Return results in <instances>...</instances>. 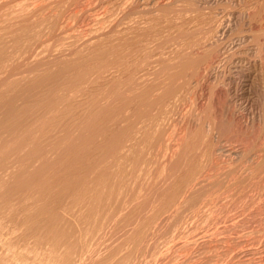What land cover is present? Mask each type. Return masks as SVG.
<instances>
[{"label":"rangeland","instance_id":"obj_1","mask_svg":"<svg viewBox=\"0 0 264 264\" xmlns=\"http://www.w3.org/2000/svg\"><path fill=\"white\" fill-rule=\"evenodd\" d=\"M94 1L95 0H0V57H1L0 58V63H1L0 64V68H1L0 69V186H4L3 189L0 187V197H1L0 198V201H1L0 205L2 204V201H5V199L3 200L5 195L12 191V190H10V188L12 187L11 186L12 183L15 181L17 176H21V174L23 173L22 170L24 169L25 166L27 167V170L30 173L35 174L40 169H41V171L44 170V169H42V167H44L43 166L44 161L50 160L51 164L53 165V167H52L53 169L51 168V170L50 169L48 170V168L51 165L50 164L49 167L46 169L45 174H44V172L42 174H43V176L46 175L45 177H47V176L50 177V175H51L50 179H52V180L58 179L60 177V175L63 173H65V175L69 176L68 174H70L71 171L78 172L76 170H78L80 168L79 164H78L77 169L74 168V167H77V165H76L77 162L75 161V160H77V158L76 159L74 158V156L76 157V154L74 155L73 154L74 152L71 151L72 153L71 152H68V153L65 152V154L62 155V153H63L62 150H64L62 144H64L63 141H64L65 136L69 135V134L74 136L77 132H79L78 130L80 129L79 126H80V121H81L80 117L83 114V110H85V111L87 109H88V111L91 110V107H89L90 105L94 106V108H95L96 106H99L98 104H100V109H101V107L103 108L101 110L98 109V107L95 108L96 110H100V112H101L99 117H101L103 115V117H101L102 119L99 118V122L101 124L102 123L105 124V122H103V121H105L106 118H108L107 119L108 122H106V123L113 121L114 119H112V117H114L115 114H116L117 118L122 117V114H120V113L123 112V114H124V111L121 109H124L126 112V108H121V107H127V105L125 106V104H126L125 101H127L128 99H127V97H126L127 100L124 99L125 98L124 94H120L121 96L114 95V94L118 90L121 91L120 88H122L123 85L127 82L124 80H127V78H129V76H132V75H134V77H135L136 76L135 74H137L136 77H139V76L142 77L143 76L142 78H144V82L142 81L143 82L142 88L140 89L142 94H139L140 93V91H139L137 96H135L136 98H134V100L132 101V103L130 105L135 106L137 103L141 102V100H140L141 98H142V102L145 101L147 95L149 94L148 96L150 98V101L147 100L148 103H146V104L148 105L149 102L152 101V103L155 102V104L157 106L154 104V106L152 108H149L148 111H146V114L144 113V120H143L144 123H148V122L151 123L153 121L155 122V120L157 121L159 119L158 120L159 122H156V123L158 125L161 123V125H162L166 121L167 117H168V119H170L169 122H171V117H174V119H173L174 123L172 121V124H170V125L172 126V129H174L176 131L172 130L171 126H169L170 128L167 126L169 129H165L164 128L165 126L162 127L163 130L166 132L164 135L165 138L169 137L168 138L169 140L167 139L168 141L165 139L166 140L165 143H167V144L164 143L165 146L167 147L168 143H170V142H171L170 144L173 143L172 144L173 146L176 145V143H174V142H176L175 139L178 136H180L179 139L177 138L178 143L175 147L176 150H174V147L171 145L172 147L168 146V148L165 149V151H164V148H166V147L163 144V147H161L160 152L159 153L157 152L158 154L154 153V155L156 154V156L149 155V158L155 157V159L154 158H153L154 160L149 159L148 164L150 165V168H149V165L147 164L148 169L150 171L151 170L157 171V173L159 171V173L157 176V173H154L152 171L149 173V171L146 170V172L149 173V176H148V174H146L145 178L147 180L148 178L151 179L153 177L152 180H154V181L157 180V182H160V184L163 183L164 186L160 185L161 186L160 187L159 183H158L156 185V188H158L159 192L161 191L160 192L161 194H162V192L164 193V191H165V193H164L165 195L164 194L163 195L166 196V198H170L171 202L176 201L177 197H178V199H180V196L183 195V198L182 197L181 198H182V200L184 199L185 202L188 201V203H187L188 205L183 200L184 208H182V206H181L179 211H182V212H183V210L187 211L186 207L191 206V204H189V203L190 202L193 203L192 201L194 200V198H197L196 200L199 201V205L202 206V210L204 209L203 210L204 212H201L202 216H204L203 214H205V213L207 214L205 217L206 220H204L205 218L202 216L200 219H199L200 216L198 218L196 215L194 216V218H197V223L201 222L202 218H204L203 221L198 224L199 226H197V229L200 232L199 235L201 234L200 235L201 237L194 233V232H196V233L198 232V231H195L196 227H192L193 229L195 228L193 233L197 237L192 234L194 237L193 238L191 236V234H189V236L192 237V239H191L190 237H188V233H187L186 235H181L182 236L181 238L183 239L182 243H181L180 237H178L177 239L175 238L176 240L174 239L173 243L170 242L171 246L168 245L167 248H169V250L168 249L167 250L173 251L175 249V251H173L174 254L172 253V255H170L171 254V252H170L168 256H170V257L172 256L174 258V256L176 255V258H179V259L174 258V260H173L170 257L169 258L167 257L168 261H166V263L167 264H177L176 263V261H177L178 263L180 262L179 264H187V263L188 264L189 263L190 264L191 263L192 264H198V263L200 264L203 261L201 264H205V263L206 264H213V262H214V264L215 263L216 264H230V263L234 264V263H236V262H234L236 260L235 258H238L237 254H238V256H241V254L243 256L245 254L244 255V256H246L245 258H247V256H249L248 257L249 261L247 260L246 264H264V255H262V254H264V0H162V1L161 0H140L139 4L141 6L139 8L142 10L144 9L143 11L141 10L140 15L137 13V15H133L132 17L130 16L128 18L129 20L127 18L124 20L122 19L123 21L121 20L120 26L118 25L116 28H114L115 30L109 29L112 22H113V21L111 22V20L114 19V17H115L114 14L111 15L110 13L106 12L107 14L105 15V12H104V14L99 15L98 17H94V15L93 16L91 15V13L95 14V11L97 9L102 10L103 7L106 9V7L107 6L109 7L111 4L108 3L107 1H103L107 4H109L106 6L103 2H98L96 0L95 2H97V3H101V4L103 3L102 5L99 4L100 6H103L101 9V7H98L99 5L97 3L94 4ZM140 2H142V3H140ZM144 4L148 9L144 6ZM93 5L95 7V10L93 9L94 8ZM142 5L144 8H142ZM37 8L39 9V11ZM145 8H146V10H145ZM33 9H35V10H33ZM91 9H93L94 11L92 10V12H91L90 11ZM38 13L41 14V16L42 15L43 16L41 17ZM44 13L47 15V17H45ZM141 14H142V16H141ZM38 15H39V18L40 17L42 18V19L40 18L41 20L38 18ZM110 15L112 18L110 17V19H109ZM47 18H49V19H47ZM23 19L24 20L27 19V21H24ZM44 20L45 21L47 20V21L45 22ZM16 23L18 24V26ZM19 23H20V25H19ZM25 25H26V27H24ZM16 28H17V31L15 32ZM32 28L36 29V30H31ZM197 28L198 29L200 28V29L198 30ZM9 29H10V32H9ZM37 31H38V33H36ZM21 32L23 34L27 32L25 34L26 37L24 35H22ZM181 32H182V35H181ZM198 32H202V34L198 33ZM205 32H206V34H205ZM33 33H35V34H33ZM17 34L22 35L25 38L22 36H18ZM27 34H29V36ZM187 34H189V35H187ZM190 34H191V36H190ZM197 34H199L200 36ZM194 36L196 37V40H195ZM201 36H203V39ZM204 36L205 37L207 36V37L205 38ZM14 37H17V38L14 39ZM188 38H190V39H188ZM211 38H212V40H210ZM12 39L14 41L18 40V41H15L17 43H14ZM191 39H192V41H191ZM200 39H202L201 40L202 42L197 43L198 41H200ZM21 42H23V43H21ZM190 42H192V43L194 42V43L198 44V46H195V49L198 50V51L195 50V52H197V55H200L199 53H201V52L203 54L208 48H212V47L214 49H216V51H217V52H215V54L216 55L219 54V55H217L216 56L217 58L215 57V59H214V61L216 60V62L214 63V61H213V63H212L213 70H212V68L210 69V71L211 70L212 71L209 72L210 75H208V77H207L208 81H206L207 79L204 80L205 82L203 84V89L209 88V89H206V91L204 90L205 93L203 92L207 96L206 97L207 99L205 98V95L203 96L204 98H202L199 95H194L198 92L193 93L191 91V94H190V92L185 93V91H184V93H182V90L180 91V95L181 94L182 95L183 94L184 95L185 94L191 95V97H189L190 95L189 96L187 95V97L189 99L185 97L186 101L181 99V97H183L184 95L181 97L179 95L178 97H180V98H177V99H179V101H181V100L185 101V103L190 102L189 103L190 105L186 103V105H188L187 109H186L185 103H183L182 101L181 102L178 101L179 102L178 104H177V102L175 103L173 98L172 99L169 98L168 95L170 93L168 94V93H164V92H166L168 90V87H169V89L173 88L171 86V84L173 85V82H172L173 81L172 78L174 77L173 75L176 76V74L178 72H180L179 65L177 64L178 66L177 65L175 66L174 63L175 62L177 63V61H178V63L180 62L179 57L181 55L180 56H178V55L183 54L181 52L187 51V49L184 50V48L185 47L188 48ZM205 42H207V43H205ZM204 43H205V45H203ZM211 43H212V45L213 44L214 45L212 46ZM182 44L185 45V47ZM12 46H14L15 48L14 47L12 48ZM111 47H113L114 50L112 49V51H111L110 50ZM199 47H201V48H199ZM20 48H21V50H19ZM131 48H133V49H131ZM203 48H205L206 50ZM134 49H136V51H134ZM125 50H126V52H125ZM178 50H180L179 51L180 53L177 52ZM103 51L105 54L103 53ZM119 51H121L120 52L121 54L119 53ZM122 51H123V53H122ZM127 51H130V53L129 52L127 53ZM133 51L135 54L132 53ZM106 52H107V54H106ZM113 52H114V54H113ZM115 52H117L120 56ZM94 53H96V54H94ZM101 53H103L105 56H103V54H101ZM6 54L7 55L9 54V55L7 56ZM91 54H93V55H91ZM97 54L99 57L96 56ZM109 54H111V55H109ZM129 54H130V56H128ZM143 54H146V57H145V55L141 56ZM11 55H12V57H11ZM90 55H91V61H90V59H88V58H90ZM94 55H95V57H94ZM157 55H158V57L161 58V59L159 58L160 60L156 57ZM197 55L195 53V57H193V56L192 57L197 59L200 57V56L198 57ZM92 56L95 58L94 60H93ZM110 56L113 57L114 60H116L115 57L119 56V57H117L119 60L117 59L118 61L117 60H116L117 62L115 61L116 64L114 63V61L112 60V58ZM6 57L9 59L11 58V59L8 60V59H6ZM78 57H80V58H78ZM81 57L82 58L85 57V59H83V61H82ZM148 57H149V59L151 57H153L154 60H153V58H151L149 60ZM103 58H104V60H103ZM128 58H130V59H128ZM140 58H142V59L144 58V59L141 60ZM162 58H164V59H162ZM172 58L175 60H177V59L178 60L177 61L174 60V63H173ZM3 59H4V61H3ZM5 59H6V61H5ZM78 59H79V62H78ZM99 59H101V61L103 60L104 62H106V61L108 62L109 60L110 61L105 64L104 62L103 63L100 62ZM105 59H107V60H105ZM124 59H126L127 65H126V62H124V63L122 62V61H124ZM111 60L113 62H111ZM132 60H136V61L131 62ZM139 60H141V62L142 61L143 62L141 63ZM66 61L69 64L63 63ZM94 61H95V64H93ZM217 61H219V63ZM2 62H3V64H2ZM71 62L72 63L74 62V63L72 64ZM83 62L85 63L84 65L87 68V70L89 69V67H88L89 65H90V68L92 67V69L97 67L96 70L95 69L93 70V73L91 72L92 69H89V71H88L89 73L87 72V70H84L87 72V73L85 72L86 75L88 74V77L91 79V78L95 77L94 71H96L98 77L96 76L97 78L92 84L90 83L88 85L89 82H87V86L85 87V90H84L85 92L83 91L84 94H81L80 91H78L79 90L78 86L80 87V85H81L79 78H78L80 73H79V71H77V72L75 71L76 72L75 73L74 70H80V68H81L80 71L82 72L83 68H85L83 65ZM145 62H147V63H145ZM155 62H158V64ZM164 62H167L168 65L165 64ZM99 63H101V65ZM109 63H110V65H112V63H113V65L110 66ZM130 63H134V64L131 65ZM161 63H164V65H162ZM80 64L83 68L80 67ZM102 64H103V66H102ZM118 64H119V66H117ZM173 64H174V67H173ZM199 64H201V62H199ZM216 64H218V65H216ZM2 65H3V67H2ZM76 65H77V67H76ZM99 65L102 68H100ZM105 65H106V67H105ZM128 65H131V66H128ZM140 65H142V66L140 67ZM159 65H161L162 68H163V66H165V67L162 69ZM113 66L114 67L117 66V68H115L116 71H115ZM121 66H123V67L120 68ZM191 66H193V65H191ZM127 67H129V68H127ZM131 67H132V69H130ZM156 67L157 68L159 67L158 69H159L160 73L158 72V69H156ZM184 67L185 66H182V68H180V69H184L183 71H185V73L183 71L182 72L185 75V79L183 77L184 75H182L183 78H180V79L177 78L180 81L177 80L176 83L181 82V81L183 82V80H184V82H186V80L190 79V78H188V75L190 74L189 77L192 76L191 74H192V70L194 71V68L188 66L189 70H186V69H188L187 66L185 68ZM98 68H99V70H98ZM112 68L116 73L112 70ZM133 68H134V71H133ZM135 68H137V69H135ZM167 68H169V69H167ZM105 69H106V71H105ZM119 69H121V70H119ZM139 70H141V72ZM100 71H101V73H100ZM135 71H137V72H135ZM156 71L158 72V74L156 73ZM161 71H162V74L164 73L163 75L161 74ZM166 71H170V72H167L168 73L167 74ZM121 72H123V74ZM216 72H218V73H216ZM77 73H79V74L77 75ZM127 73H129L130 75ZM186 73H187V75H186ZM82 74H83V72H82ZM100 74H104V75L101 76ZM116 74L120 75V76H118L119 78H117ZM146 74H147V76H146ZM91 75H92V77H91ZM125 75H127V77ZM149 75H151L153 78H151ZM170 76H172V78H170ZM201 76L204 77L203 75H201ZM211 76L213 79H211ZM88 77H86V79L88 81H90V79H88ZM103 77H105L104 78L105 84L103 83V81H104ZM110 77L111 78L113 77V79H110ZM156 77H157V79H156ZM161 77H163L162 79H164V80H162ZM120 78H122V79L120 80ZM169 78H170V80L171 79L172 80L170 81ZM98 79H100L101 81ZM149 79H150V81H149ZM159 79L162 81H160ZM165 79H167V80H165ZM108 80L110 81L111 85L109 84ZM111 80H113V81H111ZM97 82H99V83H97ZM101 82H102V84H101ZM153 82H156V83H153ZM56 83L57 84L59 83V84L57 85ZM117 83H119L120 85ZM148 83H152L153 85L148 84ZM206 83H208V84L205 86ZM112 84H115V85H112ZM160 84H163V85H160ZM108 85H109V87H108ZM156 85H158L157 86L158 88L156 87ZM191 85L192 86L195 85V86L192 87ZM190 86L192 87V89H194L195 87H197V84H190V85L188 84L187 85L189 90H192ZM91 87H92V89H91ZM97 87H98V89L96 90ZM115 87H116V89H114ZM152 87L156 88L155 91ZM162 87H163V89H162ZM70 88H71V90H70ZM143 88H145L146 90ZM58 89H59L60 93L58 92ZM104 89H106V90L104 91ZM157 89H158V91H157ZM109 90L113 94H111L110 92L105 93L106 91H109ZM160 90L163 92V94H166V96H168V97H165ZM207 90H208V92H207ZM113 91H115V93ZM146 91L149 93L147 94ZM70 92H71V94H70ZM150 92L152 95L155 93H156L155 95L158 94L156 96L157 97L156 99L158 100V102H157V100L156 101L152 100V98L155 99V97H154L155 95L153 97H151L152 95L150 94ZM96 93L98 94L99 99H97ZM104 93L108 94L110 96H105ZM192 93L194 96H192ZM44 94H45V96L43 97ZM100 94H101V96H99ZM161 94H162V96H161ZM50 95H51V97H50ZM92 95H93V98H92ZM138 95L139 96L143 95V96L138 97ZM210 95H213V96H210ZM102 96H103L104 100H103ZM115 96H116V98L114 99ZM195 96H198L196 98L197 99L199 98L200 100L199 99L195 100L193 98ZM109 97L113 98L114 103H113V100H111L112 98L110 99ZM118 97L120 99H122V102H120L121 100H118L119 99ZM144 97H145V99H144ZM94 98H96L97 101ZM159 98L161 100H159ZM191 98H193L192 100L193 101L195 100V102H191L192 101ZM76 99H77V102H75ZM116 99L118 100V102ZM61 100H63L62 102L65 103V105L63 106V104L61 102V104H59V106H57L58 109L55 108L56 105H58L57 102L61 101ZM137 100H139V101H137ZM164 100H166V102L167 101L171 102L170 104L168 103L169 105H171L170 107H172V104H173L172 101L174 102V104L180 105L181 108H177L179 111V115L176 111L175 116L176 117L180 116V119H181V116L185 115L184 117H182V120L184 119V121L180 120L178 117L177 118L178 122H177V119H175V116L174 115L172 116V114L170 112L168 113V111H170V109L167 110L168 108H170L169 105H167V103H166L165 106L168 107V108H166V107L162 106L164 104H161V103H164ZM187 100H191V101H187ZM93 101L96 102V104L95 103L93 104L92 103ZM115 101H116V104H115ZM123 101L125 104L123 103ZM134 101H135V103H134ZM53 102L56 104L53 105L54 104ZM105 102H106V104L107 103L108 104L106 105ZM117 103H119V104H117ZM121 103H123L124 106ZM181 103L184 104L185 106L181 105ZM49 104L53 105L52 110H54V108H55V111H51V110L49 111V109H51V106ZM102 104L105 108L102 106ZM110 104H111V106H110ZM48 105L50 106V108L47 107ZM60 105H62L61 108L63 107V110L60 108ZM114 105L116 107H118L119 109H116V107L112 108ZM87 107H89L90 110ZM145 107L148 108V106H145ZM157 107H159V108H157ZM45 108L47 109V112L45 111L46 110ZM59 108H60L61 112H60ZM155 108H156V110H155ZM180 109L181 110L184 109L185 111L187 110V113L185 111H183V113H182V111H180ZM163 110L166 111L167 117H166V114H164ZM105 111H106V113H109V115H106ZM112 111L114 112V114H112L113 113ZM57 112H59V114ZM160 112L162 113V115L160 114ZM39 113L42 115L40 116ZM44 113H45V117H46V115H50V116L52 115L51 117L50 116L48 117L50 119L49 121H47L48 118H47V120L45 118V120L47 122H43V121L39 120V119L42 120L44 118V116H43ZM85 113H87V112H85ZM37 114H39L38 115L39 117L37 116ZM54 114H56L57 116H55ZM153 114L155 116H153ZM168 114H170V115L168 116ZM134 115H141V112L137 113V114L134 113ZM53 116H55V117H53ZM104 116H106V118ZM161 116H163L164 118ZM109 117H111L110 118L111 120L109 119ZM148 117H150V118H148ZM33 118H35V123H34V120H32ZM103 118H105V120H103ZM132 118H134L133 115H132ZM145 118H147L148 121H146ZM162 118L165 119L164 122H163ZM186 120H187V123H186ZM202 120H203V122H202ZM99 122H98V117H97L95 123H98V124L97 125L95 124L96 127L93 124V127L94 128L101 127L102 125L99 126V124H100ZM179 122H180V124H178ZM27 123L28 124L30 123L29 126L27 125ZM56 123H59V125L58 124L55 125ZM124 123H125V121L120 122L118 124L120 126V128H123L122 126H124ZM150 123L144 124V126H143L146 128V125H148L147 128H149V127L151 128V129H149L150 131L146 128L149 132H151L152 130H153L152 132H155L156 130L161 128L160 127L161 125L159 126L160 127L159 128L156 125L153 126V124L151 126ZM176 123H177V126L179 128H182L181 130L178 127H176ZM189 123H190V125H189ZM38 124L41 125L42 128H40V127L38 128L37 127V126H39ZM54 125H55V127L58 126L57 127L58 129L55 128ZM118 125H116V126L118 127ZM165 125H166V122H165ZM167 125H169V124H167ZM173 125H175V126H173ZM116 126L113 127V129H115V131L117 130ZM203 126H205V127H203ZM53 127H54V129H53ZM157 127H158V129H155ZM88 129L89 128H87V130H86L87 134L89 133ZM168 130L169 131L171 130V131L168 132ZM110 131H112V129ZM110 131H107V134L110 137H107L106 133H105L106 135L104 134L105 136H103L105 139H107V140L109 139V141L106 140L107 141L106 143H102L103 141L105 142V140L102 139V141H101L99 138V142L104 144V145H98L99 148H100V146H101V148H103L104 146H105L104 148H108L107 149L108 151L106 150L107 153L110 151V148L112 146L111 141L113 139H111V136L113 133H115V132L111 133ZM64 132H65V135H64ZM78 134L79 133H77V135ZM170 136H171V138H170ZM75 137H77V136L75 135ZM55 142H56V145H55ZM61 142H62V144H61ZM57 144H58V146H57ZM106 145H108V146H106ZM64 146H65V144H64ZM181 147H183V149ZM58 148H59V153H57ZM104 148L102 150H103L104 154H106ZM172 148H173L174 152L170 150ZM178 149H180V150L178 151ZM48 150H50V151H48ZM55 150H57V152ZM99 150H101V149H99ZM99 150H98V152L101 153L102 151H99ZM75 152H77V149L75 150ZM165 152H167L166 155H168V156L165 155ZM168 152L169 153L173 152L174 154L171 153L172 154V156H171ZM176 152H178V154L180 152L181 153L178 155ZM160 153L161 154L163 153L162 155H164V156H162ZM159 154H160V156H159ZM173 155H175V156H173ZM97 156H100V154L98 153ZM150 156H152V157H150ZM165 156H166V159L164 158ZM169 156H170V159H169ZM179 156L181 159L179 158ZM43 157H44V159H43ZM57 157H59V158H57ZM176 157H177L176 160H178V158H179V160L174 162ZM171 159H173V161ZM163 160H164V162H163ZM155 161L157 162V164ZM24 162L26 163V165L23 164ZM113 162H111V164H110L111 166H112ZM151 162L153 163V165L151 164ZM68 163H71V164H68ZM84 163H86V161ZM123 163H124V161H123ZM154 163H155V165H154ZM113 164L116 165L118 163L115 162ZM156 165H157V168H156ZM65 166L68 169H66ZM69 166H70V168H69ZM102 166H100V167H102ZM71 167L74 168L75 170H73V169L70 170ZM247 167H248V169H247ZM99 168H98L97 173H99L101 175V177H103V174H105L104 178L109 179V177L113 173V171L115 172V167H113V166H112V168L108 167V170H107V168H105V170H104L103 167H102L103 169L100 168L102 170H100ZM159 169H161V170H159ZM162 169L163 170L165 169V170L162 171ZM24 170L27 171L26 169H24ZM28 171L26 172V174L28 173ZM160 171H162L163 173L166 171V173L161 174ZM16 172L17 173L20 172V173L17 174ZM75 172H72V173H75ZM103 172H106V173H103ZM169 172H170V175H169ZM12 173H13V175H12ZM32 174L30 175L28 173L27 176L33 177ZM190 174H192L193 177H197V176L198 177L193 178L192 176H190ZM195 174H198V175H195ZM36 175L39 176L38 174H36ZM160 175H162L165 178L168 176V178H166L167 180L170 178L171 179H170V181L168 180L167 183H165L166 181L164 182L163 180L158 181L159 179H164ZM186 175L192 177L193 180L194 179L197 180L200 178L199 184L200 185L202 184V187H199L200 185L197 184V185H195V189L198 191H195V192L193 191L194 193L193 192L187 193L186 192L187 184H185L186 182L184 183V180L186 181V180H189L190 178H188ZM207 176H208V178H207ZM34 177H35V175H34ZM52 177L55 179H53ZM61 177H63V176L61 175ZM157 177H159V178H157ZM2 179L5 181H3ZM179 181H180V183H179ZM189 181H187V183ZM165 185H166V188H168L169 190H167L165 188ZM173 185H175V186H173ZM158 186L160 187V189H162V187H163L164 190H159ZM181 187H182V189H181ZM171 188H173V189H171ZM45 191L47 192L49 190H45ZM58 191H59V189H58ZM173 191H175V192H173ZM182 191L184 193L186 192L188 197H193V198H191L193 200H188L190 198L185 199V198H187V195L180 193ZM196 192H198V193L196 194ZM45 193H44V195L46 196ZM175 193H176L177 197L174 195ZM42 194H43V192L39 196H41ZM161 194H160V196L164 197ZM178 194H182V195L178 196ZM44 195H42V198L44 197ZM48 195L49 194L47 193V196ZM185 195H186V197H184ZM11 196H13V197H11ZM11 196H10V199L12 202H14V200L16 198V194L13 193V194H11ZM47 196L44 197V199L39 197V200L42 199L44 201L45 198L47 200ZM160 196H159V199L157 201L163 200L164 202H167L166 198L162 199V197H160ZM174 196L176 198H174ZM199 197H200V199H201V197H202V199L205 197V200L204 199L199 200ZM27 201H25V207L18 209V217H19V214H22L23 212H26V213L35 212V211H38L37 209L39 208V206L44 205V207H46V205H47L46 202H45V204H46L45 205L44 203H42V201H38L35 199H29ZM198 201L196 203H198ZM171 202L170 203L167 202V204L163 203V202H162V204H160V202H158L157 205H154V208H155V206L159 205L158 208H160L159 209L160 211L156 210L157 208L154 209L152 207V209L156 210L157 212H155V211H148V212L150 213V215H151V212H153L154 214L155 213L160 214L162 212L161 210H163V209L166 210V208H168L170 206ZM181 205H182V202H181ZM28 208H29V210H28ZM39 212L40 211L37 212L38 224L43 230L46 231V229H48L49 227H52V220L53 219L49 218L48 214L44 213V211L42 213H39ZM148 212L146 211V213L143 212L142 214L139 215V217H141V215H144L143 219H142L143 221H144L145 215L148 216V217L146 216L147 218H145V223H146V221L148 223V221H150L154 217L153 213H152L153 215H151L152 218L149 217L150 215ZM184 212H183V214L187 215L189 210L187 213L186 212L184 213ZM218 212L220 213V215H218L219 214ZM76 214H77V218H75L73 215L62 214L61 215L62 218L59 220H55V222L53 223L54 227H55V225H56V227L59 226L58 227L59 229H57V230L64 231V229H67V230L71 231V233H69V232H67V230H65L67 233H69V235H65V236H67V238L64 239L63 241H65V240L69 241V238H70V242H72L73 244L76 243L75 239H77L75 234L77 233V235H78V229L82 228L79 225V221L80 222H81V220L85 221L86 225L82 224V222H81V224L84 227H86L87 223H88V222H86V220H89V223H91L93 220V219L91 220V217L87 218L89 214L86 215L85 219L83 217L84 220L81 218L79 220V216L81 214H78L77 212H76ZM83 214L85 216L86 213L84 212ZM99 214H100V212L99 213L97 212L96 217ZM156 214H155L156 217L159 216ZM208 215H209V217H208ZM216 215H217V217H216ZM82 216H80V217H82ZM99 216H101V214ZM148 218H149V220H148ZM137 219L140 220L139 218H137ZM208 219H209V221H208ZM96 220H98V218ZM198 220H199V222H198ZM16 221H17V218H16ZM140 221L139 222L137 220L133 221L134 224L131 222L130 224L135 225L134 227H128L124 224L126 222L128 224V221L122 222V224H124L126 226V227L125 226L124 227L127 229L122 228L123 226L122 227L119 226L122 230L120 228H119L120 230L117 228V230H119V231L114 232L116 234L115 235L113 234L112 238L111 237L108 238L110 236L109 234H108V237H107V235L102 237L101 241L104 242V244L101 241L99 244H100V246L104 245L102 247L103 249L101 250L99 247V244H98L97 248L98 247L99 248H98V250L95 249V251L99 254L95 253V255H94V252H95L94 251L92 253L93 256L89 255L88 259H85L86 263H85L84 259H83V262L81 261L82 264H92V263H96V262L99 264L101 262H104V264H106L108 262L107 260H109V259L115 260L114 257H116V259L117 258L120 259L121 257L118 255L123 256L124 254H125L124 258L120 259L122 261L119 260L121 263L119 261L117 262V260L115 261V263H110L111 260H109V262L107 264H116V263L122 264L125 261H126L125 262V264H126L128 261V260H125V259H128V258H126L127 257L126 255H128L129 252L131 251L132 243L134 245H135V243L136 244L139 243V242H136L137 237L135 238V236H137V235L135 232H136V230H138V228H137L138 225H136V224L144 223L143 221H141V222ZM214 221H215V223H214ZM231 221H233V222H231ZM136 222H138V223H136ZM209 222L211 224H209ZM222 222H223V224H222ZM4 223L7 227H9V221L3 220V224ZM65 223H67V224H65ZM70 223H71V225H70ZM145 223L143 224V226L139 224V227L141 228V226H142L143 228H145V225H146V227L149 228V226H147V223L146 224ZM193 223H194V221L191 222L190 224L193 225ZM197 223H196V225H197ZM122 224L120 223V225H122ZM164 224H162L163 226L161 225L159 228L160 229L161 228L162 229H168L169 227L167 228V226H166L167 223H164ZM170 224L171 223L169 222L168 225L170 226ZM78 225H79V227H77ZM88 225H90V224H88ZM133 225H129V226H133ZM200 225H202V226L200 227ZM252 225L254 226L253 228H252ZM217 226L219 228H217ZM65 227H67V228H65ZM164 227H166V228H164ZM199 227L201 228V230L202 229L204 230V228H206V230L201 231V230H199ZM222 227H224V228H222ZM88 228H89V226H88ZM143 228H142V230H140V229L139 230L143 231ZM170 228H172V226H170ZM170 228L168 231H171ZM193 229L192 230L190 229V232L193 231ZM139 230H138L137 234H138V237H140L142 240L143 239L142 233H145L147 230H144V232H142V233H139ZM157 230L158 229H156V231ZM161 230H159V232L152 230V232H153L151 235L152 239H150L151 242L149 241V244L150 243L152 244L154 241H155V243H157L156 240H153V239H156L155 237H157L154 234H156V235L158 233L160 234V235L158 234L159 237H157V241H159L158 240L159 238H161V240L164 241L165 238H167L170 235V232H169V234H168V231H166L167 233H165V230L164 231L162 230L163 234H161ZM74 231H76V233ZM72 232H74V233L72 234ZM86 232H88V229ZM154 232H156V233H154ZM187 232H189V230ZM67 233H65V234H67ZM164 233H165V235H164ZM221 233L222 234L224 233V235H226V236L222 235ZM230 233H231V235H230ZM71 234L73 235V238H71L72 237ZM220 234H221V236H220ZM161 235H164V237L165 236H167V237L164 238ZM111 236H112V234H111ZM206 236H208V237H206ZM227 236H228V238H227ZM131 237H132V239H130ZM202 237H203V240H202ZM162 238H164V239H162ZM186 238H188V239L186 240ZM207 238H208V240H207ZM211 238H212V240H211ZM105 239H106V241H105ZM110 239H111L112 243L109 241ZM178 239H179V241H178ZM216 239H218V240H216ZM251 239L253 241H251ZM112 240H114V241H112ZM131 240H133L132 243L129 242ZM139 240L140 239L137 238V241H139ZM197 240H198V242H197ZM240 240H241V242H240ZM175 241H176V243H175ZM177 241H178V243H177ZM161 242H158V244H157L159 248L163 247L162 244L164 242L163 243H161ZM192 242H193V244H192ZM210 242H211V244H210ZM203 243H204V245H202ZM235 243L238 245H234ZM105 244H107V245H105ZM128 244H131V245H128ZM188 244H190V245H188ZM194 244H197L200 248L204 247V249H202L200 252L201 255H200V253L198 254V251H196V250H199V247L198 246L196 247V245H194ZM209 244H210V246L213 245L214 247L211 246L213 248H211V247L209 248ZM227 244H229L230 246ZM191 245H194V246H191ZM241 245H243L242 249H240ZM107 246L108 247L110 246L109 251H107L108 250ZM127 246H128V248H127ZM188 246L190 249L187 248ZM206 246H208V247H206ZM226 246H228V247H226ZM234 246H236V247L233 248ZM172 247H173V249H170ZM205 247L208 249H206ZM229 247H230L231 252L230 251L228 252L226 250ZM232 248L237 252H235ZM248 248H249V250H248ZM133 249H134V246H133ZM120 250L123 253V255L121 254V252H119ZM124 250H126V251H124ZM144 250H146V249H144ZM177 250H179V251H177ZM203 250H205L206 254H205V252H203ZM209 250H211V252ZM219 250H222V251L225 250L224 253H226V252L227 253L224 254V256H223V253H221L222 251H219ZM243 250H245V251H243ZM184 251L186 253H184ZM192 251H193V253H195L194 256L196 255V252H197L196 258L200 257L202 261L198 262L200 259L197 260L193 256V253H190ZM106 252L107 253L110 252V254L109 253L107 254ZM125 252H127V254ZM147 252H149V253H147ZM147 252L143 251L146 260L145 259L143 260V258H142V257H144L143 254L141 253L142 254L141 255L139 253L140 255L138 254L137 257L134 258L133 264H161V263L165 264L166 258L164 259L163 255H161L163 257L159 258V256H158V258H156V255L153 256L152 253L151 254L153 257L151 255L146 256V253H147V255L150 254V251H147ZM179 252H181V255L185 254L184 256H181L183 259L185 256H186V259L187 258L190 259L191 257H194V259H190V260H192V261L196 260L195 261L196 263H193L194 261L190 262V260L187 261L186 259H184V260L181 259ZM241 252H243V253H241ZM211 253H213V254H211ZM234 253H235V255H232ZM178 254H179V257L177 256ZM230 254L234 260H232ZM198 255H200V256L197 257ZM205 255H207V256L204 257ZM216 255H218V258L223 256L221 259L226 260L227 262L223 261V263H221V261H220L221 259H218ZM227 255L229 256V259H228ZM128 257H129V255H128ZM202 257H204V259ZM89 258H91V259H89ZM205 258H207L208 260L206 259L207 260L206 261ZM156 259H157V261H156ZM170 259L173 260L172 263H171ZM175 259H176V261H175ZM25 260H26L25 264H27V263L30 264V262H33L32 260H28V259H25ZM27 260L29 262H27ZM88 260H90L89 261L90 263H88ZM184 261H185V263H184ZM219 261H220V263H218ZM261 261H262V263H261ZM224 262H226V263H224ZM33 263L35 264V261ZM22 264H23V262H22ZM101 264H103V263H101Z\"/></svg>","mask_w":264,"mask_h":264},{"label":"bare ground","instance_id":"obj_2","mask_svg":"<svg viewBox=\"0 0 264 264\" xmlns=\"http://www.w3.org/2000/svg\"><path fill=\"white\" fill-rule=\"evenodd\" d=\"M96 1V0H95ZM94 1V4H96L97 2H95ZM98 2H103V1H107L108 3H110L111 5V7L109 6H107V5H109V4H107V3H105V2H103L106 6V9L103 7V6H100V5H102L101 3H97L99 6L98 7H101V9H102V7H103V9L102 10H96L95 11V14H92L91 13V15L93 16L94 15V17H98L99 15H102V14H104V12H105V15L107 14V13H110L111 15L112 14H114L115 15V17H114V19H112L111 20V22H112V24H111V26H110V28L109 29H112V30H115L114 28H116L118 25L120 26V24H121V20L123 19H128L130 16L132 17L133 15H137V13L140 15V13H141V10L142 9H140L139 7L141 6L140 4H139V1L140 0H97ZM162 1V0H161ZM166 2V1H165ZM140 3H142V2H140ZM144 6H145V4H144ZM93 7H94V5H93ZM146 7V6H145ZM92 8V7H91ZM142 8H144L143 7V5H142ZM147 8V7H146ZM146 8H145V10H146ZM38 9V8H37ZM94 10H95V7L93 8ZM93 9H91L90 11L92 12V10ZM100 9V8H99ZM148 9V8H147ZM33 10H35V9H33ZM43 10V9H42ZM93 10V11H94ZM144 10V9H143ZM142 10V11H143ZM38 11H39V9H38ZM148 11V10H147ZM107 12V13H106ZM37 13V12H36ZM94 13V12H93ZM143 13V12H142ZM39 14V13H38ZM43 14V13H42ZM45 14V13H44ZM40 16H41V14H39ZM39 15H38V18H39ZM104 15V16H105ZM111 15L109 16V19H110V17H111ZM43 16V15H42ZM41 16V17H42ZM141 16H142V14H141ZM40 17V18H41ZM45 17H47V15L45 14ZM101 17V16H100ZM26 18V17H25ZM39 18V19H40ZM103 18V17H102ZM112 18V17H111ZM137 18V17H136ZM29 19V18H28ZM42 19V18H41ZM40 19V20H41ZM47 19H49V18H47ZM97 19V18H96ZM140 19V18H139ZM24 20V19H23ZM122 20V21H123ZM129 20V19H128ZM24 21H27V19L26 20H24ZM43 21V20H42ZM45 21V20H44ZM47 21V20H46ZM45 21V22H46ZM126 21V20H125ZM19 22V21H18ZM17 22V23H18ZM29 22V21H28ZM16 23V24H17ZM21 23V22H20ZM20 23H19V25H20ZM34 23V22H33ZM41 23V22H40ZM54 23V22H53ZM44 24V23H43ZM109 24V25H110ZM15 25V24H14ZM29 25V24H28ZM17 26H18V24H17ZM31 26V25H30ZM46 26V25H45ZM20 27V26H19ZM23 27V26H22ZM24 27H26V25L24 26ZM28 27V26H27ZM33 27V26H32ZM11 28V27H10ZM15 28V27H14ZM34 28V27H33ZM31 29V30H36V29ZM38 29V28H37ZM41 29V28H40ZM198 29V28H197ZM200 29V28H199ZM198 29V30H199ZM29 30V29H28ZM30 30V31H31ZM43 30V29H42ZM49 30V29H48ZM108 30V29H107ZM17 31V28H16V30H15V32ZM194 31V30H193ZM192 31V32H193ZM206 31V30H205ZM9 32H10V29H9ZM23 32V31H22ZM21 32V34L22 35H24L25 36V34L27 33H22ZM196 32V31H195ZM20 33V32H19ZM29 33V32H28ZM31 33V32H30ZM36 33H38V31L36 32ZM198 33H201L202 34V32H198ZM204 33V32H203ZM33 34H35V33H33ZM205 34H206V32H205ZM204 34V35H205ZM12 35V34H11ZM18 35V34H17ZM22 35H18V36H22ZM28 36H29V34H27ZM181 35H182V32H181ZM187 35H189V34H187ZM197 35H199V34H197ZM214 35V34H213ZM24 36H22V37H24ZM190 36H191V34H190ZM200 36V35H199ZM13 37V36H12ZM26 37V36H25ZM24 37V38H25ZM195 37V36H194ZM202 37V39H203V36H201ZM205 37V36H204ZM207 37V36H206ZM205 37V38H206ZM214 37V36H213ZM15 38H17V37H14V39ZM21 38V37H20ZM204 38V39H205ZM23 39V38H22ZM188 39H190V38H188ZM194 39V38H193ZM199 39V38H198ZM202 39H200V41H198L197 43H200V42H202L201 40ZM13 40V39H12ZM26 40V39H25ZM195 40H196V37H195ZM210 40H212V38L210 39ZM216 40V39H215ZM214 40V41H215ZM15 41H18V40H15ZM14 40H13V42L14 43H17V42H15ZM20 41V40H19ZM24 41V40H23ZM191 41H192V39H191ZM21 43H23V42H21ZM197 43H192V42H190L189 43V47L188 48H186L185 47V45H183L185 48H184V50L185 49H187V51L186 52H181V53H183V54H179L178 56H180L179 57V63H178V59L177 60H175V59H173V63H174V60L175 61H177V63L175 62L174 64H175V66L178 64L179 65V67L180 68H182V66H187V68H188V66H190V67H193L194 68V71L192 70V76L191 77H189V75H188V78H190L189 80H186V82H184V80H183V82L181 81V82H178V83H176L177 82V78H183L184 77V79H185V75L183 74V72L185 73V71H183L184 69H180L179 68V70H180V72H178L177 74H176V76L175 75H173L174 77L172 78V76H170V78H172L173 79V85L171 84V86L173 87V88H170L169 89V87H168V90L166 91V92H164V93H170L168 96H169V98H173V100L175 101V103L177 102V104L179 103V102H183V103H185V97L186 98H188L187 97V95L185 94H181L180 95V91L182 90V93H184V91H185V93H189L190 92V94H191V91L194 93H196V92H198V93H196V94H194V95H199V96H201L202 98H204L203 96L205 95L204 93V90L206 91V89H209V88H206L205 86L208 84V83H206L205 84V88L206 89H203V84H204V80H206L207 79V77H208V75H210L209 74V72H211L212 70H213V68H212V63H213V61H214V59H215V57L217 56V55H219V54H215V52H217L216 51V49H214L213 47L212 48H208L207 50L205 49V48H203V49H205L206 51L202 54V52L201 53H199L200 55H197V52H195V46H198V44ZM205 43H207V42H205ZM205 43L203 44V45H205ZM214 43V42H213ZM216 43V42H215ZM197 44V45H196ZM209 44V43H208ZM21 45V44H20ZM200 45V44H199ZM211 45H212V43H211ZM214 45V44H213ZM212 45V46H213ZM17 46V45H16ZM23 46V45H22ZM14 46H12V48H13ZM25 47V46H24ZM15 48V47H14ZM181 48V47H180ZM198 48V47H197ZM199 48H201V47H199ZM216 48V47H215ZM17 49V48H16ZM112 49H113V47H111V51H112ZM131 49H133V48H131ZM183 49V48H182ZM15 50V49H14ZM18 50V49H17ZM19 50H21V48L19 49ZM114 50V49H113ZM116 50V49H115ZM130 50V49H129ZM201 50V49H200ZM218 50V49H217ZM134 51H136V49H134ZM134 51L132 52V53H134ZM176 51V50H175ZM180 50H178L177 52L178 53H180L179 52ZM182 51V50H181ZM196 51H198V50H196ZM14 52V51H13ZM12 52V53H13ZM16 52V51H15ZM108 52V51H107ZM107 52H106V54H107ZM121 51H119V53H120ZM125 52H126V50H125ZM130 53V51H127V53ZM11 53V52H10ZM97 53V52H96ZM96 53H94V54H96ZM103 53H104V51H103ZM103 53H101V54H103ZM115 53H117V52H115ZM122 53H123V51H122ZM138 53V52H137ZM195 53H196V55L199 57V58H193V57H195ZM105 54V53H104ZM103 54V56H105ZM112 54V53H111ZM111 54H109V55H111ZM113 54H114V52H113ZM118 54V53H117ZM121 54V53H120ZM135 54V53H134ZM142 54V53H141ZM149 54V53H148ZM7 55V54H6ZM9 55V54H8ZM7 55V56H8ZM13 55V54H12ZM12 55H11V57H12ZM91 55H93V54H91ZM91 55H90V58H88V59H90V61H91ZM119 55V54H118ZM145 55V57H146V54H143V55H141V56H144ZM2 56V55H1ZM96 56H98V54L96 55ZM108 56V55H107ZM120 56V55H119ZM119 56H117V57H119ZM125 56V55H124ZM128 56H130V54L128 55ZM132 56V55H131ZM139 56V55H138ZM140 56V57H141ZM154 56V55H153ZM193 56V57H192ZM196 56V57H197ZM89 57V56H88ZM94 57H95V55H94ZM93 56H92V58H93V60L95 59ZM99 57V56H98ZM111 57V56H110ZM117 57H115L116 58V60L118 59ZM144 57V58H145ZM158 59L160 58V57H158V55L156 56ZM1 58V57H0ZM78 58H80V57H78ZM82 58V57H81ZM87 58V57H86ZM112 58V60L114 61V63H115V61L116 60H114V58L113 57H111ZM127 58V57H126ZM143 58V59H144ZM151 58H153V57H151ZM150 58V59H151ZM176 58V57H175ZM217 58V57H216ZM6 59H8V60H10L9 58H7L6 57ZM6 59H5V61H6ZM83 59H85V57L84 58H82V61H83ZM87 59V60H88ZM98 59V58H97ZM122 59V58H121ZM120 59V60H121ZM128 59H130V58H128ZM138 59V58H137ZM141 60H143L142 58H140ZM148 59H149V57H148ZM149 59V60H150ZM161 59V58H160ZM159 59V60H160ZM162 59H164V58H162ZM171 59V60H172ZM199 59V60H198ZM202 59V60H201ZM219 59V58H218ZM7 60V61H8ZM71 60V59H70ZM86 60V61H87ZM100 60V62H104L103 60H104V58H103V60L101 61V59H99ZM105 60H107V59H105ZM111 60V62H113ZM119 60V59H118ZM117 60V61H118ZM141 60H139L140 62H141ZM147 60V59H146ZM145 60V61H146ZM153 60H154V58H153ZM3 61H4V59H3ZM73 61V60H72ZM75 61V60H74ZM81 61V62H82ZM89 61V62H90ZM96 61V60H95ZM95 61L93 62V64H95ZM110 61V60H109ZM108 61V62H109ZM116 61V62H117ZM133 61H136V60H132L131 62H133ZM148 61V60H147ZM78 62H79V59H78ZM88 62V61H87ZM99 62V61H98ZM107 61L106 62H104L105 64L106 63H108ZM123 63L124 62H126V59H124V61H122ZM143 62V61H142ZM141 62V63H142ZM160 62V61H159ZM162 62V61H161ZM172 62V61H171ZM199 62H201V64H199ZM203 62V63H202ZM216 62V60L214 61V63ZM218 63H219V61H217ZM5 63V62H4ZM63 63H66V64H69V63H67V61L66 62H63ZM72 63V62H71ZM74 63V62H73ZM72 63V64H73ZM138 63V62H137ZM145 63H147V62H145ZM150 63V62H149ZM152 63V62H151ZM155 63H157L158 64V62H155ZM165 64H167V62H164ZM164 63H161L162 65H164ZM1 64V63H0ZM2 64H3V62H2ZM6 64V63H5ZM62 64V63H61ZM78 64V63H77ZM82 64V63H81ZM81 64H80V67H82L81 66ZM85 63L83 62V65H84ZM90 64V63H89ZM88 64V65H89ZM100 65H101V63H99ZM116 64V63H115ZM121 64V63H120ZM131 65L132 64H134V63H130ZM136 64V63H135ZM174 64H173V67H174ZM193 65V66H191V65ZM63 65V64H62ZM65 65V64H64ZM99 65V66H100ZM108 65V64H107ZM109 65H110V63H109ZM112 65H113V63H112ZM112 65H110V66H112ZM126 65H127V62H126ZM131 65H128V66H131ZM138 65V64H137ZM149 65V64H148ZM168 65V64H167ZM177 65V66H178ZM216 65H218V64H216ZM79 66V65H78ZM94 66V65H93ZM97 66V65H96ZM102 66H103V64H102ZM109 66V67H110ZM117 66H119V64L117 65ZM117 66H113L114 67V69L115 68H117ZM134 66V65H133ZM132 66V67H133ZM142 65H140V67H141ZM155 66V65H154ZM160 67H161V65H159ZM2 67H3V65H2ZM76 67H77V65H76ZM84 67H85V65H84ZM89 67V69H92V67L90 68V65L88 66ZM105 67H106V65H105ZM108 67V68H109ZM123 66H121L120 68H122ZM132 67L130 68V69H132ZM135 67V66H134ZM139 67V68H140ZM165 66H163V68H164ZM184 67V68H185ZM73 68V67H72ZM83 68V67H82ZM97 68V67H96ZM96 68H94L95 70H96ZM100 68H102L101 66H100ZM111 68V67H110ZM109 68V69H110ZM127 68H129V67H127ZM138 68V67H137ZM137 68H135V69H137ZM159 68V67H158ZM157 67H156V69H158ZM162 68V67H161ZM162 68V69H163ZM172 68V67H171ZM212 68V70L210 71V69ZM1 69V68H0ZM74 69V68H73ZM78 69V68H77ZM89 69L87 70V68L85 67V68H83V74H82V72L80 71L81 70V68H80V70H74V72L76 71H79V73H80V75H79V81H80V87L78 86V88H79V90L78 91H80V93L81 94H84V90H85V87L87 86V82H89L88 83V85L91 83H93L95 80H96V78L98 77L97 76V73H96V71H94L95 72V77H93V78H89L88 77V74L86 75V73L89 71ZM94 69H92L91 70V72L93 73V70ZM104 69V68H103ZM108 69V70H109ZM155 69V70H156ZM167 69H169V68H167ZM176 69V68H175ZM84 70H87V72L86 71H84ZM98 70H99V68H98ZM112 70H113V68H112ZM118 70V69H117ZM119 70H121V69H119ZM178 70V69H177ZM178 70V71H179ZM186 70H189V68L188 69H186ZM216 70V69H215ZM102 71V70H101ZM101 71H100V73H101ZM105 71H106V69H105ZM114 71V70H113ZM112 71V72H113ZM115 71H116V69H115ZM114 71V72H115ZM124 71V70H123ZM132 71V70H131ZM133 71H134V68H133ZM138 71V70H137ZM137 71H135V72H137ZM140 72H141V70H139ZM183 71V72H182ZM75 72V73H76ZM86 72V73H85ZM90 72V73H91ZM99 72V71H98ZM103 72V71H102ZM127 72V71H126ZM134 72V73H135ZM145 72V71H144ZM158 72H159V69H158ZM158 72L156 71V73L158 74ZM165 72V71H164ZM167 72H170V71H166V73ZM176 72V71H175ZM191 72V71H190ZM79 73H77V75L79 74ZM89 73V72H88ZM91 73V74H92ZM106 73V72H105ZM108 73V72H107ZM111 73V72H110ZM116 73V72H115ZM122 74H123V72H121ZM130 73V72H129ZM129 73H127V74H129ZM133 73V72H132ZM160 73V72H159ZM216 73H218V72H216ZM99 74V73H98ZM141 74V73H140ZM161 74H162V71H161ZM164 74V73H163ZM162 74V75H163ZM168 74V73H167ZM171 74V73H170ZM213 74V73H212ZM64 75V74H63ZM93 75V74H92ZM92 75H91V77H92ZM101 76H103L104 74H100ZM117 75V78H119L118 76H120V75H118V74H116ZM130 75V74H129ZM136 76H137V74H135ZM182 75H184L183 77H182ZM186 75H187V73H186ZM201 75H203L204 77H202ZM214 75V74H213ZM97 76V77H96ZM111 76V75H110ZM126 77H127V75H125ZM135 76V77H136ZM146 76H147V74H146ZM151 78H153L151 75H149ZM159 76V75H158ZM166 76V75H165ZM164 76V77H165ZM179 76V77H178ZM86 77H88V79H90V81H88L87 79H86ZM134 77V75H132V76H129V78H127V80H124V81H127L124 85H123V87L122 88H120V90L121 91H116V93H115V91H113L115 94L114 95H119V96H121L120 94H124V96H125V100H127V101H125L126 102V104L124 103V101H123V103L125 104V106L127 105V107H121V108H126V112H125V110L124 109H121V110H123L124 111V114H123V112H121L120 114H122V117H116V114H115V116L114 117H112V119H114L113 121H111V122H109V123H106V122H108V118H106V116H104L105 118H106V120H105V118H103V120H105V121H103V122H105V124L104 123H100L99 122V118H101V117H103V115L101 116V117H99V115H100V110L101 109H103L102 107H101V109H100V104H98L99 106H96V107H98V109H100V110H96L95 108H94V106H89V107H91V110H90V108L89 107H87V108H89V110L90 111H88V109L85 111V110H83V114H82V116L80 117L81 118V121H80V129L78 130L79 132H77V133H79L78 135H77V133L75 134L77 137H75V135L74 136H72V135H66L65 136V138H64V141H63V143L65 144V146H64V144H62V142H61V144L63 145V148H64V150H62L63 151V153H62V155L63 154H65V152L66 153H68V152H71V151H73L74 153V155L76 154V157L74 156V158L76 159L77 158V160H75L76 162H77V167H74V168H78V164H79V169L78 170H76V171H78V172H75V171H71V175L70 174H68L69 176H67V175H65V173H63V174H61L63 177H61V175H60V179L58 178V179H55V178H53V179H55V180H52V179H50L51 178V175H50V177L49 176H47V177H45L46 175H44L43 176V172H44V174H45V171H46V169L49 167V165L51 164V161L49 160V161H44L43 162V166L44 167H42V169H44V170H42L41 171V169L40 170H38V172H36L35 174H32V173H30L28 170H27V167L25 168L23 165V167H24V169H26L27 171H28V173L31 175H33V177H34V175H35V177L33 178L32 176H27L28 175V173L26 174V172L27 171H25L24 169L22 170L23 171V173L21 174V176H17L16 177V179H15V181L12 183V187L10 188V190H12L10 193H8V194H6L5 195V197L3 198V200L5 199V201H2V204L0 205V264H22V262H23V264H25L26 263V260L25 259H28V260H32L33 262L35 261V264H82V262H83V259H84V261H85V259H88V257H89V255H92L93 256V252L95 251V249L96 250H98V248L100 247V249L102 250L103 248V244H104V242H102L101 240H102V237H104V236H106L107 235V237H108V234L110 235L108 238H112L113 237V234L115 235L116 233H114V232H118L121 228L120 227H122V228H125L126 226H128V227H134L135 225H133L134 223H133V221H143L142 219H143V216L144 215H141V217H139V215L140 214H142L143 212H145L146 213V211L148 212V211H155V212H157L156 210H158V211H160L159 209L160 208H158L159 207V205L158 206H155V208H157L156 210H154L155 208H154V205H157L158 204V202H160V204H162V202L163 203H166L167 204V202H171V200H170V198H166V196H164L165 194V191H164V193L162 192V194L158 191V188H156V185L159 183V186L161 185V186H164V184L162 185V184H160V182H157V180L156 181H154V180H152L153 179V177L151 178V179H147L146 180V178H145V175L146 174H148V176H149V173L152 171V172H154V173H157V171H153V170H149L148 169V166H147V164H148V161H149V159H152V160H154L155 159V157H153V158H149V155H153V156H156V154H158L159 152H160V150H161V147H163V144L165 143V141L169 138H165V131L163 130V128L162 127H164L165 129H169L170 127L169 126H171L170 124H172V121H173V123H174V117H171V122H169V120L170 119H168V117H167V114H166V111L167 110H169L170 109V111H168V113L170 112L171 114H172V116L174 115L175 116V113H176V111H177V113H178V115H179V111H178V109L177 108H181L180 107V105H177V104H174V102L172 101V107H170L171 105H169L171 102H166V100H164V103H161V104H164V105H162V106H164V107H166V108H168L167 106H165L166 105V103H167V105H169V107L170 108H168L166 111L165 110H163V112H164V114H166V125H165V122H164V120L165 119H163L164 117L163 116H161V117H163L162 119H163V122H164V124H162L161 125V123L158 125L156 122H159L158 120L156 121L155 120V122L153 121V122H148V123H150V125L152 126V124H153V126H160L159 128L160 129H158V127L157 128H155V129H158V130H156L155 132H149L150 130L149 129H151L150 127L149 128H147V126L148 125H146V128L149 130H147L145 127H143L144 126V124H148V123H144V113L146 114V111H148V109L149 108H152L153 106H154V104H155V102H153L152 103V101L151 102H149V104L147 105L146 103H148L147 102V100L148 101H150V98H149V92H147V97H146V100L145 101H143L142 102V98L140 99L141 100V102H139V103H137L135 106H131L130 104L132 103V101L134 100V98H136L135 96H137V94H138V92L140 91V93L139 94H142L141 93V88H142V84H143V82H144V78H142V77H136L135 78ZM145 77V76H144ZM169 77V76H168ZM210 77V76H209ZM77 78V79H78ZM105 77H103V83L105 82V79H104ZM160 78V77H159ZM163 77H161V79H162ZM166 78V77H165ZM170 78H169V80H170ZM219 78V77H218ZM69 79V78H68ZM102 79V78H101ZM110 79H113V77L111 78L110 77ZM109 79V80H110ZM122 78H120V80H121ZM146 79V78H145ZM156 79H157V77H156ZM171 79V80H172ZM203 79V80H202ZM211 79H213L212 78V76H211ZM72 80V79H71ZM87 80V81H86ZM98 80H100V79H98ZM108 80V81H109ZM119 80V79H118ZM147 80V79H146ZM160 80V79H159ZM162 80H164V79H162ZM162 80H160V81H162ZM165 80H167V79H165ZM170 80V81H171ZM101 81V80H100ZM111 81H113V80H111ZM115 81V80H114ZM143 81V82H142ZM149 81H150V79H149ZM152 81V80H151ZM154 81V80H153ZM178 81H180V80H178ZM206 81H208V79L206 80ZM60 82V81H59ZM116 82V81H115ZM118 82V81H117ZM123 82V81H122ZM148 82V81H147ZM157 82V81H156ZM156 82H153V83H156ZM171 82V83H172ZM97 83H99V82H97ZM121 83V82H120ZM124 83V82H123ZM122 83V84H123ZM158 83V82H157ZM160 83V82H159ZM165 83V82H164ZM57 84V83H56ZM59 84V83H58ZM57 84V85H58ZM95 84V83H94ZM101 84H102V82H101ZM105 84V83H104ZM108 84V83H107ZM106 84V85H107ZM109 84H110V81H109ZM117 84H119V83H117ZM121 84V85H122ZM148 84H152V83H148ZM190 85V84H197V87H195L194 89H192V87H194L195 85H191L190 87H191V89L192 90H189V86L187 87V85ZM98 85V84H97ZM111 85V84H110ZM112 85H115V84H112ZM120 85V84H119ZM153 85V84H152ZM160 85H163V84H160ZM63 86V85H62ZM68 86V85H67ZM66 86V87H67ZM91 86V85H90ZM104 86V85H103ZM149 86V85H148ZM158 85H156V87H157ZM170 86V87H171ZM74 87V86H73ZM108 87H109V85H108ZM146 87V86H145ZM151 87V86H150ZM209 87V86H208ZM75 88V87H74ZM88 88V87H87ZM86 88V89H87ZM103 88V87H102ZM113 88V87H112ZM148 88V87H147ZM153 88V87H152ZM158 88V87H157ZM77 89V88H76ZM90 89V88H89ZM91 89H92V87H91ZM94 89V88H93ZM98 89V87L96 88V90ZM114 89H116V87L114 88ZM143 89H145V88H143ZM154 89V91H155V89L156 88H153ZM162 89H163V87H162ZM70 90H71V88H70ZM95 90V89H94ZM106 89H104V91H105ZM138 90V91H137ZM146 90V89H145ZM144 90V91H145ZM152 90V89H151ZM75 91V90H74ZM84 91V92H83ZM99 91V90H98ZM97 91V92H98ZM157 91H158V89H157ZM161 91V90H160ZM44 92V91H43ZM46 92V91H45ZM58 92H59V89H58ZM62 92V91H61ZM83 92V93H82ZM107 92H110L111 93V91L109 90V91H106L105 93H107ZM143 92V91H142ZM145 92V93H146ZM162 92V91H161ZM204 92V93H203ZM207 92H208V90H207ZM213 92V91H212ZM48 93V92H47ZM60 93V92H59ZM104 93V95L105 96H110V95H108V94H105ZM109 93V94H110ZM144 93V94H145ZM193 93H192V96H194L193 95ZM211 93V92H210ZM57 94V93H56ZM70 94H71V92H70ZM87 94V93H86ZM97 94V93H96ZM111 94H113V93H111ZM150 94H151V92H150ZM156 94V93H155ZM155 94H151L152 96L151 97H153ZM160 94V93H159ZM162 94H163V92H162ZM162 94H161V96H162ZM189 94V95H190ZM66 95V94H65ZM80 95V94H79ZM103 95V94H102ZM158 95V94H157ZM157 95H155L154 97H155V99H153L152 98V100L153 101H156L157 99ZM165 97H168V96H166V94H163ZM180 95V97L181 96H183V97H181V99H183V100H185V101H183V100H181V101H179V99H177V98H180V97H178ZM188 95V96H189ZM208 95V94H207ZM45 96V94L43 95V97ZM55 96V95H54ZM75 96V95H74ZM83 96V95H82ZM81 96V97H82ZM87 96V95H86ZM99 96H101V94L99 95ZM123 96V95H122ZM141 96H143V95H138V97H141ZM210 96H213V95H210ZM50 97H51V95H50ZM91 97V96H90ZM89 97V98H90ZM113 97V96H112ZM112 97H109L110 99L112 98ZM126 97H127V99H126ZM164 97V98H165ZM189 97H191V95L189 96ZM196 97H198V96H195V97H193L195 100H198ZM200 97V98H201ZM207 96L205 95V98H206ZM49 98V97H48ZM64 98V97H63ZM62 98V99H63ZM76 98V97H75ZM79 98V97H78ZM92 98H93V95H92ZM91 98V99H92ZM102 98H103V96H102ZM101 98V99H102ZM116 98V96L114 97V99ZM119 98V97H118ZM123 98V97H122ZM149 98V99H148ZM163 98V97H162ZM193 98H191V100L193 99ZM80 99V98H79ZM96 101H97V99H99L98 98V94H97V99L96 98H94ZM144 99H145V97H144ZM189 99V98H188ZM207 99V98H206ZM84 100V99H83ZM86 100V99H85ZM103 100H104V98H103ZM107 100V99H106ZM105 100V101H106ZM111 100H113V98L111 99ZM117 100V99H116ZM118 100H121L120 102H122V99H118ZM118 100H117V102H118ZM159 100H161L160 98H159ZM177 100V101H176ZM191 100H187V101H191ZM195 100L193 101H191V102H195ZM200 100V99H199ZM203 100V99H202ZM63 100H61V101H56L57 102V104L58 105H56V107L55 108H57L58 109V107L57 106H59V104H61V102H62ZM90 101V100H89ZM100 101V100H99ZM137 101H139V100H137ZM163 101V100H162ZM179 101V102H178ZM75 102H77V99H76V101ZM91 102V101H90ZM157 102H158V100H157ZM156 102V103H157ZM44 103V102H43ZM47 103V102H46ZM54 103V102H53ZM93 104L95 103L96 104V102H92ZM98 103V102H97ZM101 103V102H100ZM103 103V102H102ZM113 103H114V100H113ZM123 103H121L122 105H123ZM134 103H135V101H134ZM133 103V104H134ZM169 103V104H168ZM187 103V102H186ZM186 103H185V105H186ZM190 102H188L187 104H189ZM205 103V102H204ZM33 104V103H32ZM38 104V103H37ZM41 104V103H40ZM56 103H54L53 105H55ZM62 104H63V106L65 105V103H63L62 102ZM105 104H106V102H105ZM108 104V103H107ZM106 104V105H107ZM115 104H116V101H115ZM117 104H119V103H117ZM146 104V105H145ZM158 104V103H157ZM50 105V104H49ZM47 106L48 108H50V106H51V109H49V111L51 110V111H55V108H54V110H52L53 109V105H50V106ZM69 105V104H68ZM156 105V104H155ZM181 105H184V104H182L181 103ZM184 105V106H185ZM190 105V104H189ZM35 106V105H34ZM61 106L62 105H60V108H61ZM102 106H103V104H102ZM110 106H111V104H110ZM109 106V107H110ZM118 106V105H117ZM124 106V105H123ZM145 106H148V108L147 107H145ZM157 106V105H156ZM161 106V107H162ZM183 106V107H184ZM187 106L188 105H186V109H187ZM46 107V108H47ZM82 107V106H81ZM104 107V106H103ZM114 107H116L115 105L112 107V108H114ZM120 107V106H119ZM145 107V108H144ZM163 107V108H164ZM45 108V109H46ZM47 108V109H48ZM60 108H59V110H60ZM65 108V107H64ZM105 108V107H104ZM157 108H159V107H157ZM162 108V109H163ZM34 109V108H33ZM32 109V110H33ZM47 109L45 110L46 112H47ZM62 110H63V107L61 108ZM107 109V108H106ZM116 109H119L118 107H116ZM161 109V108H160ZM58 110V111H59ZM120 110V111H121ZM144 110V111H143ZM151 110V109H150ZM155 110H156V108H155ZM44 111V112H45ZM48 111V112H49ZM82 111V110H81ZM87 112V113H85V112ZM103 111V110H102ZM154 111V110H153ZM180 111H182V113H183V111H185L184 109H180ZM39 112V111H38ZM45 112V113H46ZM60 112H61V110H60ZM65 112V111H64ZM104 112V111H103ZM108 112V111H107ZM113 112V111H112ZM141 112V115H134V113H140ZM143 112V113H142ZM156 112V111H155ZM159 112V111H158ZM162 112V111H161ZM160 112V114L162 115V113ZM186 113H187V110L185 111ZM41 113V112H40ZM39 113V114H40ZM43 113V112H42ZM45 113H44V118L41 120V119H39L40 121H43V122H47V121H49L50 119L48 118L50 115H46V117H45ZM51 113V112H50ZM49 113V114H50ZM56 113V112H55ZM58 114H59V112H57ZM105 113H106V111H105ZM104 113V114H105ZM39 114H37V116L39 115ZM47 114V113H46ZM112 114H114V112L112 113ZM152 114V113H151ZM157 114V113H156ZM181 114V113H180ZM185 114V113H184ZM42 114H40V116H41ZM55 116H57L56 114H54ZM106 115H109V113H106ZM132 115H133V117L134 118H132ZM170 114H168V116H169ZM189 115V114H188ZM187 115V116H188ZM24 116V115H23ZM34 116V115H33ZM52 116V115H51ZM50 116V117H51ZM55 116H53V117H55ZM146 116V115H145ZM149 116V115H148ZM153 116H155L154 114H153ZM185 116V115H184ZM183 115L181 116V119H180V116H178L179 117V119L180 120H182V117H184ZM186 116V117H187ZM36 117V116H35ZM39 117V116H38ZM74 117V116H73ZM97 117H98V122L100 123L99 124V126H101V127H97V128H94L93 127V124L95 125H97L98 123H95L96 122V119H97ZM111 117H109V119L111 118ZM160 117V116H159ZM178 117H176L175 116V119H177ZM189 117V116H188ZM41 118V117H40ZM45 118H46V120H47V118H48V120L46 121L45 120ZM65 118V117H64ZM117 118V119H116ZM148 118H150V117H148ZM156 118V117H155ZM170 118V117H169ZM37 119V120H38ZM102 119V118H101ZM146 119V121H148V119L147 118H145ZM192 119V118H191ZM215 119V118H214ZM32 120H34V123H35V118H33ZM36 120V121H37ZM38 120V121H39ZM63 120V119H62ZM111 120V119H110ZM125 121V123H124V126H122L123 128H120V126L118 125L120 122H124ZM150 120V121H151ZM168 120V121H167ZM101 121V120H100ZM182 121H184V119L182 120ZM206 121V120H205ZM214 121V120H213ZM69 122V121H68ZM177 122H178V119H177ZM189 122V121H188ZM192 122V121H191ZM202 122H203V120H202ZM144 123V124H143ZM156 123V124H155ZM186 123H187V120H186ZM200 123V122H199ZM30 124V123H29ZM29 124L27 123V125L29 126ZM46 124V123H45ZM59 125V123H56L55 125ZM70 124V123H69ZM167 124H169V125H167ZM178 124H180V122L178 123ZM198 124V123H197ZM204 124V123H203ZM39 125V124H38ZM55 125H54V127H55ZM66 125V124H65ZM96 125H95V127H96ZM116 125H118V127L116 126ZM123 125V124H122ZM186 125V124H185ZM189 125H190V123H189ZM188 125V126H189ZM199 125V124H198ZM206 125V124H205ZM31 126V125H30ZM72 126V125H71ZM70 126V127H71ZM114 126H116L117 127V130L115 131V129H113V127ZM169 128H168V127ZM173 126H175V125H173ZM201 126V125H200ZM209 126V125H208ZM38 128L40 127V128H42L41 127V125H39V126H37ZM54 127H53V129H54ZM58 127V126H57ZM57 127H55V128H57ZM94 129H93V128ZM167 127V128H166ZM176 127H178L177 126V123H176ZM202 127V126H201ZM203 127H205V126H203ZM87 128H89L88 130H89V133L87 134L86 133V130H87ZM175 128V127H174ZM179 128V127H178ZM58 129V128H57ZM56 129V130H57ZM60 129V128H59ZM63 129V128H62ZM112 129V131H110ZM153 129V128H152ZM171 129H172V126H171ZM177 129V128H176ZM180 130L182 129V128H179ZM61 130V129H60ZM66 130V129H65ZM172 130H174V129H172ZM62 131V130H61ZM107 131H110L111 133L112 132H115V133H113L112 134V136H111V139H113L112 141H111V148H110V151L107 153V149L108 148H104L105 149V152H106V154H104V152H103V148H101V146H100V148L98 147V145H104V144H102V143H106L107 141H109V139L107 140V139H105L103 136H105L106 134H107ZM171 131V130H170ZM169 130H168V132H170ZM174 131H176V130H174ZM173 131V132H174ZM14 132V131H13ZM12 132V133H13ZM63 132V131H62ZM88 132V131H87ZM172 132V133H173ZM15 133V132H14ZM17 133V132H16ZM106 133V134H105ZM105 134V135H104ZM176 134V133H175ZM64 135H65V132H64ZM11 136V135H10ZM9 136V137H10ZM174 136V135H173ZM176 136V135H175ZM13 137V136H12ZM103 137V138H102ZM107 137H110V136H108V134H107ZM60 138V137H59ZM99 138H100V140L102 141V139H104L105 140V142L103 141L102 143H100L99 142ZM170 138H171V136H170ZM178 139L180 138V136H178L177 137ZM175 139L176 140V142H174V143H176V145H177V143H178V139ZM12 139V138H11ZM51 139V138H50ZM166 139V140H165ZM107 140V141H106ZM169 140V139H168ZM167 140V141H168ZM181 140V139H180ZM6 141V140H5ZM55 141V140H54ZM60 142V141H59ZM50 143V142H49ZM58 143V142H57ZM100 143V144H99ZM171 143V142H170ZM170 143H168V145H167V147L165 146V144H167V143H165L164 144V146L166 147V148H164V151H165V149H167L168 148V146H171L172 144H170ZM182 144V143H181ZM55 145H56V142H55ZM54 145V146H55ZM109 145V144H108ZM108 145H106V146H108ZM176 145H172L173 147H174V150H176ZM57 146H58V144H57ZM171 146V147H172ZM7 147V146H6ZM56 147V146H55ZM54 147V148H55ZM53 148V147H52ZM57 148V147H56ZM101 149V150H99V149ZM182 149H183V147H181ZM185 148V147H184ZM77 149V152H75V150ZM98 150L99 151H102L101 153L100 152H98ZM107 150V151H106ZM163 150V149H162ZM171 151H173V148L172 149H170ZM180 149H178V151H179ZM48 151H50V150H48ZM56 152H57V150H55ZM100 154V156H97V152ZM53 152V151H52ZM97 154H96V153ZM158 152V153H157ZM174 152V151H173ZM173 152H171V153H173ZM50 153V152H49ZM57 153H59V148H58V152ZM72 153V152H71ZM123 153V154H122ZM154 153H156L155 155H154ZM169 153V152H168ZM171 153H169L171 156H172V154ZM177 154H178V152H176ZM181 153V152H180ZM179 153V154H180ZM103 154V155H102ZM161 154V153H160ZM160 154H159V156H160ZM163 154V153H162ZM161 154V155H162ZM167 154V152H165V155ZM174 154V153H173ZM178 154V155H179ZM47 155V154H46ZM158 156V155H157ZM162 156H164V155H162ZM166 156H168V155H166ZM166 156L164 157L165 159H166ZM173 156H175V155H173ZM181 156V155H180ZM180 156H179V158H180ZM150 157H152V156H150ZM178 157V156H177ZM177 157L175 158V160H174V162L175 161H178L179 160V158H178V160H176L177 159ZM47 158V157H46ZM57 158H59V157H57ZM61 158V157H60ZM63 158V157H62ZM173 158V157H172ZM43 159H44V157H43ZM168 159V158H167ZM169 159H170V156H169ZM181 159V158H180ZM162 160V159H161ZM172 161H173V159H171ZM74 161V162H75ZM86 161V163H84ZM114 161V162H113ZM123 161H124V163H123ZM159 161V160H158ZM26 162V161H25ZM23 163V164H25L26 165V163ZM48 162V163H47ZM79 162V163H78ZM111 162H113V163H118V164H113L112 163V166L113 167H115V172L113 171V175L111 174L110 175V177H109V179L108 178H104V175L105 174H103V177H101V175L99 174V173H97V171H98V168L100 167V166H102L103 168H104V170H105V168H107V170H108V167H111L112 168V166L110 165L111 164ZM156 162V161H155ZM161 162V161H160ZM163 162H164V160H163ZM171 162V161H170ZM88 163V164H87ZM168 163V162H167ZM21 164V163H20ZM30 164V163H29ZM68 164H71V163H68ZM151 164L153 165V163L151 162ZM156 164H157V162H156ZM75 165V166H76ZM87 165V166H86ZM115 165V166H114ZM149 165V164H148ZM154 165H155V163H154ZM20 166V165H19ZM30 166V165H29ZM147 166V167H146ZM166 166V165H165ZM22 167V168H23ZM53 167V165L51 164L50 165V167L48 168V170L50 169L51 170V168ZM66 167V166H65ZM64 167V168H65ZM102 167H100V168H102ZM153 167V166H152ZM155 167V166H154ZM167 167V166H166ZM69 168H70V166H69ZM74 168H72L71 167V169L70 170H75ZM99 168V169H100ZM102 168V169H103ZM149 168H150V165H149ZM156 168H157V165H156ZM162 168V167H161ZM164 168V167H163ZM251 168V167H250ZM249 168V169H250ZM53 169V168H52ZM66 169H68L67 167H66ZM102 169H100V170H102ZM110 169V168H109ZM166 169V168H165ZM164 169V170H165ZM247 169H248V167H247ZM64 170V169H63ZM106 170V171H107ZM146 170L147 171H149V173H147L146 172ZM159 170H161V169H159ZM163 169H162V171H164ZM69 171V170H68ZM112 171V170H111ZM162 171H160L161 172V174L163 173ZM168 171V170H167ZM52 172V171H51ZM64 172V171H63ZM70 172V171H69ZM68 172V173H69ZM72 172H75V173H72ZM174 172V171H173ZM250 172V171H249ZM17 173V172H16ZM18 173H20V172H18ZM17 173V174H18ZM103 173H106V172H103ZM111 173V172H110ZM158 173H159V171H158ZM158 173H157V176H158ZM164 173H166V171L164 172ZM163 173V174H164ZM193 173V172H192ZM195 173V172H194ZM36 174H38L39 176H37ZM201 174V173H200ZM12 175H13V173H12ZM65 175V176H64ZM154 175V174H153ZM156 175V174H155ZM167 175V174H166ZM169 175H170V172H169ZM195 175H198V174H195ZM194 175V176H195ZM202 175V174H201ZM206 175V174H205ZM209 175V174H208ZM109 176V175H108ZM151 176V175H150ZM160 176H162V175H160ZM187 176V175H186ZM190 176H192L193 177V175L192 174H190ZM190 176H187L188 178H190L189 180H184V183L185 184H187V188H186V192L187 193H189V192H195V191H198V190H196L195 189V185H200L199 183V179H194L193 180V178H197V177H190ZM204 176V175H203ZM211 176V175H210ZM8 177V176H7ZM147 177V176H146ZM156 177V176H155ZM163 177V176H162ZM161 177V178H162ZM170 177V176H169ZM205 177V176H204ZM29 178V179H28ZM31 178V179H30ZM157 178H159V177H157ZM156 178V179H157ZM164 179H159L158 181H160V180H163L165 183H167V181L169 180L170 181V179H166V178H168V176L165 178V177H163ZM174 178V177H173ZM187 178V179H188ZM207 178H208V176H207ZM6 179V178H5ZM184 179V178H183ZM186 179V178H185ZM203 179V178H202ZM3 180V179H2ZM3 181H5V180H3ZM162 181V182H163ZM187 181H189L188 183H187ZM173 182V181H172ZM5 183V182H4ZM175 183V182H174ZM179 183H180V181H179ZM182 183V182H181ZM172 184V183H171ZM169 185V184H168ZM183 185V184H182ZM158 186V187H159ZM160 186V187H161ZM170 186V185H169ZM172 186V185H171ZM173 186H175V185H173ZM2 189H3V187L4 186H0ZM160 187H159V190H164L163 189V187H162V189H160ZM199 187H202V184L199 186ZM165 188H166V185H165ZM170 188V187H169ZM1 189V190H2ZM58 189H59V191H58ZM167 190H169L168 188H166ZM165 189V190H166ZM171 189H173V188H171ZM181 189H182V187H181ZM184 189V188H183ZM203 189V188H202ZM45 190H49V191H45ZM46 193H45V192ZM180 191V190H179ZM184 191V190H183ZM180 192V193H182V194H186L187 195V193L185 192ZM200 191V190H199ZM43 192V194L42 195H44V193L46 194V196H47V193L49 194L48 196H47V200H46V198H45V200L43 201L42 199H44V197H46L45 195H44V197L42 198V195L41 196H39L41 193ZM172 192V191H171ZM173 192H175V191H173ZM193 192V193H194ZM16 194V198H15V200H14V202H12L11 201V199H10V196H11V194ZM198 192H196V194H197ZM160 194L161 195H163L164 197H162V196H160ZM171 194V193H170ZM182 194H178V196L179 195H182ZM195 194V195H196ZM175 196H176V193L174 194ZM186 195L184 196V197H186ZM159 196L160 197H162V199H165L166 198V201L167 202H164L163 200H160V201H157L158 199H159ZM174 196V198H176ZM190 196V195H189ZM200 196V195H199ZM11 197H13V196H11ZM39 197L40 198H42V199H40L39 200ZM183 198V195L182 196H180V199H178V197L176 198L177 200L176 201H172L171 202V204H170V206L168 207V208H166V210L165 209H163V210H161L162 212V214L160 213H158V214H156V215H159V216H155V214L153 213V212H151V215H153L154 217L152 218L151 217V215H150V213H149V217H151L152 219L150 220V221H148V223H147V221H146V223H147V226H149V228L148 227H146V225H145V228H143L142 226H143V224L145 223V218H147L148 216L147 215H145V218H144V223H142V224H140V225H142L141 226V228L139 227V224H136V225H138L137 226V228H138V230L140 229V230H142V228H143V231H140L139 230V233H142V232H144V230H147L145 233H142L143 234V239L141 240V238L140 237H138V234H137V232H138V230H136V235L137 236H135V238L137 237V238H139L140 240L139 241H137V238H136V242H139L138 244H136L135 243V245L132 243V241L133 240H131V241H129V242H131L132 243V248H131V251L129 252V257H128V255H126L127 257L126 258H128V259H125V260H128L127 261V263L126 264H133V262H134V258H136L137 257V255L140 253H142L143 254V256H144V253H143V251H145V252H147V251H150V254L149 255H147V253H149V252H147L146 253V256H152V254H153V256L154 255H156V258H158V256H159V258L160 257H163L164 256V259L166 258V260H165V264H167L166 263V261H168L167 259L170 257V256H168L169 255V253L171 252V254L170 255H172V253L174 254V252L173 251H175V249L173 250V251H168L169 250V248H167L168 247V245H170L171 246V243H173V241H174V239L176 238H178V237H182L181 235H186L187 233H188V237H190L191 239H192V237H193V235L194 236H196V235H199V231H198V229H197V226H199L198 224L199 223H201L202 221H203V219L206 217V213L205 214H203L204 216H202V213L201 212H204L203 210H202V206H200L199 205V201L198 200H196L197 198H194V200L193 199H191V198H193V197H188V195H187V198H185V199H188V198H190V199H188V200H193L192 202L193 203H189V204H191V206L190 207H186V209H187V211H185V210H183V212L185 211L186 213L188 212V210H189V212H188V214L186 215V214H183V212L182 211H179L180 210V208H181V206H182V208H184V203H183V200H182V198ZM1 198V197H0ZM29 199H35V200H38V201H42V203H44L45 204V202H46V207H44V205H41V206H39V208L37 209L38 211H40L39 213H42L43 211H44V213H47L48 214V217L49 218H51V219H53L52 220V227H49L48 229H46V231L45 230H43L40 226H39V224H38V220H37V212L38 211H35V212H28V213H26V212H23L22 214H19V217H18V209H21V208H23V207H25V201H27V200H29ZM201 199H202V197H201ZM200 199V197H199V200H201ZM204 200H205V197L203 198ZM202 199V200H203ZM162 201V202H161ZM198 201V203H196ZM1 202V201H0ZM28 202V201H27ZM181 202H182V205H181ZM184 202H185V200H184ZM201 202V201H200ZM186 204L188 203V201H186L185 202ZM165 204V205H166ZM188 205V204H187ZM29 207V206H28ZM152 207L154 208V209H152ZM189 208V209H188ZM152 209V210H151ZM28 210H29V208H28ZM27 210V211H28ZM31 211V210H30ZM214 211V210H213ZM76 212L78 213V214H81L80 216H82V217H80L79 216V220H80V218L81 219H83V217H84V219H85V217H86V215L87 214H89L88 215V217L87 218H89V217H91V220H92V222L91 223H89V220H86V222H88L87 223V226L86 227H84L82 224H85V221H82L81 220V222H82V224H81V222L79 221V225L82 227V228H80V229H78V235H77V233H76V231H74L76 234V237H77V239H75V244H73L72 242H70V238H69V241L67 242L66 240L65 241H63L64 239H66L67 238V236H65V235H69V233H71V231H69V230H67V229H64V231H60V230H57V229H59L58 227H56V225H55V227L53 226V223L55 222V220H59V219H61L62 218V214H66V215H73L75 218H77V214H76ZM86 213L85 214V216H84V214L83 213ZM97 212L99 213L100 212V214H101V216H97L96 217V215H97ZM184 212V213H185ZM207 212V211H206ZM136 213V214H135ZM153 213V214H152ZM219 213V212H218ZM217 213V214H218ZM222 213V212H221ZM135 214V215H134ZM197 216V218L199 217V219L201 218V216L202 217H204V218H202V221L201 222H199V220H198V222L199 223H197V218H194V216ZM215 215V214H214ZM218 215H220V213L218 214ZM138 216V217H137ZM147 216V217H146ZM94 217V218H93ZM126 217V218H125ZM139 218L140 220H138L137 218ZM208 217H209V215H208ZM212 217V216H211ZM210 217V218H211ZM216 217H217V215H216ZM221 217V216H220ZM16 218H17V221H16ZM64 218V217H63ZM98 218V220H96ZM123 218V219H122ZM195 220H194V219ZM209 218V219H210ZM213 218V217H212ZM83 219V220H84ZM126 219V220H125ZM134 219V220H133ZM209 219H208V221H209ZM217 219V218H216ZM239 219V218H238ZM3 220H7V221H9V227H7L6 225H5V223L3 224ZM123 220V221H122ZM148 220H149V218H148ZM194 221V223L196 222L197 223V225H196V223L194 224L193 223V225L192 224H190L191 222H193ZM204 220H206V218L204 219ZM125 221H128V224H127V222L126 223H124V224H122V222H125ZM140 221V222H141ZM191 221V222H190ZM212 221V220H211ZM218 221V220H217ZM84 222V223H83ZM133 223V224H130V223ZM138 222H136V223H138ZM169 222L171 223L170 224V226H172V228H170V226L168 225L169 224ZM230 222V221H229ZM231 222H233V221H231ZM51 223V222H50ZM49 223V224H50ZM78 223V222H77ZM120 223L122 224V225H120ZM145 223V224H146ZM164 223H167L166 224V226H167V228L169 227L170 228V230L171 231H168L169 230V228L168 229H162L163 231L165 230V233H167L166 231H168V234H169V232H170V235L167 237V236H165V237H167V238H165L164 237V235H165V233H164V235H161V236H163L164 238H165V240L163 241V240H161V238H159L158 240L159 241H157V237H159V235L157 234H154L155 236H157V237H155L156 239H153V240H156V242L157 243H155V241L151 244H149V241L151 242V240L150 239H152L151 238V235H152V230L154 231H156V229H158L157 231L159 232V230H161L159 227L162 225V224H164ZM208 223V222H207ZM214 223H215V221H214ZM228 223V222H227ZM65 224H67V223H65ZM64 224V225H65ZM88 224H90V225H88ZM209 224H211L210 222H209ZM219 224V223H218ZM222 224H223V222H222ZM245 224V223H244ZM59 225V224H58ZM70 225H71V223H70ZM79 225L77 226V227H79ZM86 225V224H85ZM129 225H133V226H129ZM165 225V224H164ZM203 225V224H202ZM202 225H200V227L202 226ZM208 225V224H207ZM215 225V224H214ZM88 226H89V228H88ZM92 226V227H91ZM120 226V227H119ZM125 226V227H124ZM163 226V225H162ZM206 226V225H205ZM219 226V225H218ZM217 226V228H219ZM227 226V225H226ZM259 226V225H258ZM68 227V226H67ZM67 227H65V228H67ZM74 227V226H73ZM84 227V228H83ZM192 227H196V229H195V231H198L197 233L196 232H194V229L192 228ZM199 227V230H201V228ZM216 227V226H215ZM230 227V226H229ZM248 227V226H247ZM254 226L252 225V228H253ZM117 228L119 229V230H117ZM149 230H148V229ZM164 228H166V227H164ZM211 228V227H210ZM221 228V227H220ZM222 228H224V227H222ZM256 228V227H255ZM70 229V228H69ZM87 229H88V232H86L87 231ZM125 229H127V228H125ZM190 229L192 230L193 229V231H191L190 232ZM250 229V228H249ZM65 230H67V232H69V233H67ZM116 230V231H115ZM122 230V229H121ZM124 230V229H123ZM161 230V234H163V231ZM189 230V232H187ZM204 230H206V228H204ZM203 229L201 230V231H204ZM255 230V229H254ZM156 231V232H157ZM242 231V230H241ZM74 232H72V234L74 233ZM156 232H154V233H156ZM196 234H194V233ZM226 232V231H225ZM234 232V231H233ZM65 233H67V234H65ZM134 233V234H135ZM229 233V232H228ZM227 233V234H228ZM232 233V232H231ZM231 233H230V235H231ZM71 234V235H72ZM111 234H112V236H111ZM141 234V235H142ZM145 234V235H144ZM189 234H191V236H189ZM193 234V235H192ZM222 234V233H221ZM221 234H220V236H221ZM201 235V234H200ZM199 235V236H200ZM222 235H224V233L222 234ZM229 235V234H228ZM160 236V237H161ZM224 236H226V235H224ZM261 236V235H260ZM106 237V238H107ZM187 237V236H186ZM197 237V236H196ZM201 237V236H200ZM206 237H208V236H206ZM232 237V236H231ZM71 238H73V235H72V237ZM164 238H162V239H164ZM194 238V237H193ZM199 238V237H198ZM227 238H228V236H227ZM256 238V237H255ZM79 239V240H78ZM114 239V238H113ZM130 239H132V237L130 238ZM175 239V240H176ZM188 238H186V240H187ZM190 239V240H191ZM201 239V238H200ZM215 239V238H214ZM221 239V238H220ZM230 239V238H229ZM104 240V239H103ZM181 240V243H182V238L180 239ZM185 240V241H186ZM202 240H203V237H202ZM207 240H208V238H207ZM210 240V239H209ZM211 240H212V238H211ZM210 240V241H211ZM216 240H218V239H216ZM100 241L103 243L102 245L103 246H100ZM105 241H106V239H105ZM108 241V240H107ZM110 242H111V239L109 240ZM112 241H114V240H112ZM162 241V242H161ZM178 241H179V239H178ZM178 241H177V243H178ZM192 241V240H191ZM227 241V240H226ZM229 241V240H228ZM238 241V240H237ZM251 241H253L252 239H251ZM74 242V241H73ZM158 242H161V243H163L162 244V248H159L158 247ZM171 242V243H170ZM187 242V241H186ZM197 242H198V240H197ZM196 242V243H197ZM208 242V241H207ZM215 242V241H214ZM218 242V241H217ZM240 242H241V240H240ZM112 243V242H111ZM160 243V244H161ZM170 243V244H169ZM175 243H176V241H175ZM174 243V244H175ZM185 243V242H184ZM216 243V242H215ZM231 243V242H230ZM239 243V242H238ZM98 244H99V247L97 248V246H98ZM192 244H193V242H192ZM210 244H211V242H210ZM210 244H209V248L211 247V246H213V245H211L210 246ZM241 244V243H240ZM243 244V243H242ZM105 245H107V244H105ZM110 245V244H109ZM128 245H131V244H128ZM188 245H190V244H188ZM194 245H196V247L198 246L197 244H194ZM194 245H191V246H194ZM202 245H204V243L202 244ZM227 245H229V244H227ZM234 245H238V244H234ZM257 245V244H256ZM133 246H134V249H133ZM169 246V247H170ZM174 246V245H173ZM190 246V247H191ZM220 246V245H219ZM230 246V245H229ZM233 246V245H232ZM231 246V247H232ZM242 246L243 245H241V248L240 249H242ZM106 247V246H105ZM108 247V246H107ZM110 247V246H109ZM109 247H108V250L107 251H109ZM175 247V246H174ZM199 247V246H198ZM203 247V246H202ZM206 247H208V246H206ZM205 247V248H206ZM214 247V246H213ZM213 247H211V248H213ZM226 247H228V246H226ZM236 246H234L233 248H235ZM126 248V247H125ZM127 248H128V246H127ZM126 248V249H127ZM148 248V249H147ZM176 248V247H175ZM183 248V247H182ZM186 248V247H185ZM184 248V249H185ZM188 249H190L189 248V246L187 247ZM195 248V247H194ZM193 248V249H194ZM216 248V247H215ZM232 248V249H233ZM238 248V247H237ZM245 248V247H244ZM260 248V247H259ZM99 249V250H100ZM107 249V248H106ZM144 249H146V250H144ZM168 249V250H167ZM170 249H173V247L172 248H170ZM180 249V248H179ZM198 249V248H197ZM202 249H204V247L203 248H200L199 247V250H196V251H198V254L201 252V250ZM206 249H208V248H206ZM218 249V248H217ZM216 249V250H217ZM229 249V250H228ZM256 249V248H255ZM261 249V248H260ZM105 250V249H104ZM103 250V251H104ZM128 250V249H127ZM182 250V249H181ZM186 250V249H185ZM212 250V249H211ZM211 250H209L210 252H211ZM215 250V249H214ZM228 252L230 251L231 252V250H230V247L229 248H227L226 249ZM234 250V249H233ZM239 250V249H238ZM247 250V249H246ZM248 250H249V248H248ZM252 250V249H251ZM258 250V249H257ZM124 251H126V250H124ZM123 251V252H124ZM177 251H179V250H177ZM213 251V250H212ZM219 251H222V250H219ZM235 251V250H234ZM233 251V252H234ZM242 251V250H241ZM243 251H245V250H243ZM105 252V251H104ZM119 252H121V250L119 251ZM195 252V251H194ZM203 252H205V250H203ZM217 252V251H216ZM225 252V250L224 251H222L221 253H223V256H224V254H226V253H224ZM232 252V253H233ZM235 252H237V251H235ZM239 252V251H238ZM262 252V251H261ZM95 253H97L96 251L94 252V255H95ZM103 253V252H102ZM107 253V252H106ZM109 254H110V252H108ZM107 253V254H108ZM126 254H127V252H125ZM152 253V254H151ZM180 253V257L181 256H184L185 254H183V255H181V252H179ZM184 253H186L185 251H184ZM190 253H193V251L192 252H190ZM219 253V252H218ZM241 253H243V252H241ZM240 253V254H241ZM249 253V252H248ZM97 254H99V253H97ZM104 254V253H103ZM102 254V255H103ZM117 254V253H116ZM121 254L123 255V253L121 252ZM139 254V255H140ZM141 254V255H142ZM194 254L195 253H193V256H194ZM205 254H206V252H205ZM211 254H213V253H211ZM229 254V253H228ZM239 254V255H240ZM258 254V253H257ZM161 255H163V256H161ZM196 255H197V252H196ZM196 255L194 256L195 258H196ZM200 255H201V253H200ZM200 255H198L197 257H199ZM209 255V254H208ZM219 255V254H218ZM218 255H216L217 256V258H218ZM221 255V254H220ZM232 255H235V253L234 254H232ZM245 255V254H244ZM243 255V256H244ZM247 255V254H246ZM252 255V254H251ZM262 255H264V254H262ZM91 256V257H92ZM108 256V255H107ZM110 256V255H109ZM118 256H120L122 259L124 258V256H125V254L123 255V256H121V255H118ZM117 256V257H118ZM152 256V257H153ZM178 257H179V254L177 255ZM190 256V255H189ZM192 256V255H191ZM207 255H205L204 257H206ZM222 256V257H223ZM228 256V255H227ZM230 256H231V254H230ZM242 256V254H241V256H238V254H237V257L238 258H235L236 260L234 261V262H236V263H234V264H246L247 263V260L249 261V256H247V258H245L246 256H244L243 257ZM96 257V256H95ZM142 257V256H141ZM168 257V258H167ZM194 257H191L190 259H194ZM204 257H202L203 259H204ZM210 257V256H209ZM220 257V256H219ZM222 257H220V258H218V259H221ZM254 257V256H253ZM252 257V258H253ZM260 257V256H259ZM115 258V260H111V259H109V260H111L110 261V263H115V261L117 260V262L121 259H116V257H114ZM113 258V259H114ZM139 258V257H138ZM137 258V259H138ZM143 258V260L145 259V256L144 257H142ZM150 258V257H149ZM155 258V257H154ZM171 259H173L174 260V258H176V255L174 256V258L171 256L170 257ZM208 258V257H207ZM207 258H205V260L207 259ZM226 258V257H225ZM231 258H232V256H231ZM230 258V259H231ZM89 259H91V258H89ZM141 259V258H140ZM170 259V260H171ZM176 259H179V258H176ZM176 259H175V261H176ZM181 259H183L182 257H181ZM184 259H186V256L184 257ZM183 259V260H184ZM190 259H186L187 261L188 260H190ZM197 260L198 259H200L198 262H200V261H202L201 260V258L199 257V258H196ZM224 259V258H223ZM227 259V258H226ZM228 259H229V256H228ZM27 260V262H29ZM109 260H107L108 262H109ZM136 260V259H135ZM142 260V259H141ZM146 260V259H145ZM173 260H171V263H172V261ZM185 260V261H186ZM204 260V261H205ZM208 260V259H207ZM206 260V261H207ZM232 260H234L233 258H232ZM19 261V262H18ZM82 261V262H81ZM90 260H88V263H90L89 262ZM106 261V260H105ZM120 261H122V260H120ZM119 261V262H120ZM156 261H157V259H156ZM163 261V260H162ZM181 261V260H180ZM185 261H184V263H185ZM192 260H190V262H191ZM194 261V262H193ZM192 262L193 263H196L195 261L196 260H193ZM221 261V263H223V261H226V260H220ZM220 261L218 262V263H220ZM231 261V260H230ZM33 262H30V264H34ZM37 262V263H36ZM93 262V261H92ZM107 262V263H108ZM126 262V261H125ZM125 262L124 263H122V264H125ZM203 262V261H202ZM201 262V263H202ZM227 262V261H226ZM226 262H224V263H226ZM258 262V261H257ZM85 263H86V261H85ZM101 263H103L104 264V262H101ZM100 263V264H101ZM106 263V264H107ZM121 263V262H120ZM159 263V262H158ZM164 263V262H163ZM176 263L177 264H179L177 261H176ZM200 263V264H201ZM259 263V262H258ZM261 263H262V261H261ZM28 264V263H27ZM92 264H99V263H92ZM116 264H119V263H116ZM162 264V263H161ZM188 264V263H187ZM190 264V263H189ZM192 264V263H191ZM199 264V263H198ZM206 264V263H205ZM213 264H214V262H213ZM216 264V263H215ZM231 264V263H230Z\"/></svg>","mask_w":264,"mask_h":264}]
</instances>
